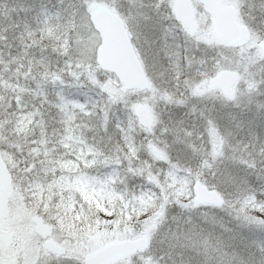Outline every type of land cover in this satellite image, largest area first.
<instances>
[{"label":"snow or ice","instance_id":"snow-or-ice-1","mask_svg":"<svg viewBox=\"0 0 264 264\" xmlns=\"http://www.w3.org/2000/svg\"><path fill=\"white\" fill-rule=\"evenodd\" d=\"M0 264H264V0H0Z\"/></svg>","mask_w":264,"mask_h":264}]
</instances>
